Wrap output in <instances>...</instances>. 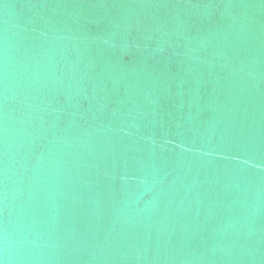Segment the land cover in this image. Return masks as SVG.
Masks as SVG:
<instances>
[{
	"label": "water",
	"instance_id": "1",
	"mask_svg": "<svg viewBox=\"0 0 264 264\" xmlns=\"http://www.w3.org/2000/svg\"><path fill=\"white\" fill-rule=\"evenodd\" d=\"M0 264H264V0H0Z\"/></svg>",
	"mask_w": 264,
	"mask_h": 264
}]
</instances>
